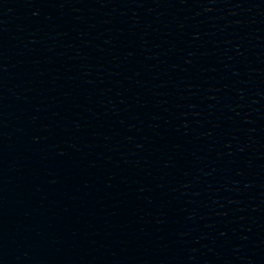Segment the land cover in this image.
<instances>
[{
	"label": "water",
	"instance_id": "95a60500",
	"mask_svg": "<svg viewBox=\"0 0 264 264\" xmlns=\"http://www.w3.org/2000/svg\"><path fill=\"white\" fill-rule=\"evenodd\" d=\"M0 264H36L1 216Z\"/></svg>",
	"mask_w": 264,
	"mask_h": 264
}]
</instances>
